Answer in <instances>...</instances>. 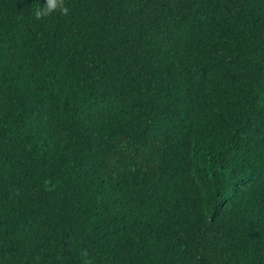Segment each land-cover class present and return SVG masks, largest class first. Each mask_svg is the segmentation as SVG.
<instances>
[{"label":"trees","instance_id":"16d2710c","mask_svg":"<svg viewBox=\"0 0 264 264\" xmlns=\"http://www.w3.org/2000/svg\"><path fill=\"white\" fill-rule=\"evenodd\" d=\"M0 0V264H264V0Z\"/></svg>","mask_w":264,"mask_h":264},{"label":"clouds","instance_id":"9594fccd","mask_svg":"<svg viewBox=\"0 0 264 264\" xmlns=\"http://www.w3.org/2000/svg\"><path fill=\"white\" fill-rule=\"evenodd\" d=\"M33 11L35 18L40 20L57 12L67 15L69 9L64 6V0H46V3L37 5Z\"/></svg>","mask_w":264,"mask_h":264}]
</instances>
